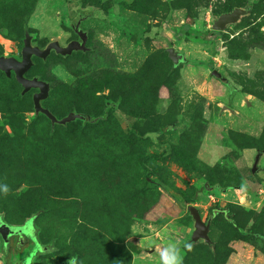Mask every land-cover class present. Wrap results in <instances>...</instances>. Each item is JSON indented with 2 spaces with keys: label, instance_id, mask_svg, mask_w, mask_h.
<instances>
[{
  "label": "rangeland",
  "instance_id": "1",
  "mask_svg": "<svg viewBox=\"0 0 264 264\" xmlns=\"http://www.w3.org/2000/svg\"><path fill=\"white\" fill-rule=\"evenodd\" d=\"M89 5L116 14L81 23L90 49L35 59L29 74L50 83L43 104L58 117L120 98L125 118L51 124L16 81L0 84V251L34 241L36 264H161L177 244L183 264H264V0H0V52L17 56L28 33L66 43ZM238 6L250 13L213 34ZM188 205L214 214V252L188 243Z\"/></svg>",
  "mask_w": 264,
  "mask_h": 264
},
{
  "label": "water",
  "instance_id": "2",
  "mask_svg": "<svg viewBox=\"0 0 264 264\" xmlns=\"http://www.w3.org/2000/svg\"><path fill=\"white\" fill-rule=\"evenodd\" d=\"M99 13L100 10H98L96 16H98ZM249 13L250 9L247 7H234L230 11L220 13L218 17L212 21L211 29L215 31H223L225 30L227 25L238 23L243 16L248 15ZM99 18L103 19L105 18V16L101 15ZM85 43L86 36L85 32H83L80 34L78 41H70L69 43L62 45L59 42L58 38L55 37L53 41L47 43L44 47H40L38 45L32 44V34H29L24 39V43L20 50L21 56L19 59L11 55H0V69L6 71L8 75H10L11 72L14 73L15 78L22 86L21 95L25 94L32 88L37 89V91L32 95L34 113L44 115L50 121L51 124H66L76 119H80L87 122H98L99 120L106 118L110 108H113L115 113L125 118V115L119 109V103L121 101L120 98H118L115 102L106 100L103 112L99 115H90L76 111H70L65 116L59 118L42 103L49 97L50 83L46 80L39 79L37 77H25V73L34 65V57L45 60L52 50L56 54H60L61 56H70L75 50H87V46L85 45ZM166 51L168 57L171 59L174 65L186 61V58L183 56L182 52L178 51L174 47H167ZM212 74L217 78H224L223 75L217 70H213ZM125 121L127 127H129L130 124L127 122L126 119ZM258 160L259 154H257L254 159L251 169L252 172H255L257 170ZM187 211L191 216L192 220V230L189 238L187 239L188 243H197L202 241L208 245L212 252H214L215 243L209 237L210 225L213 220L214 214H211L205 220H203L201 218L199 210L195 206L188 205ZM12 234L13 233L10 232V236H12ZM3 241L4 243H6L4 239ZM18 264H22V261H20ZM23 264H31V262H29V258L25 259L23 261Z\"/></svg>",
  "mask_w": 264,
  "mask_h": 264
},
{
  "label": "flooded vegetation",
  "instance_id": "3",
  "mask_svg": "<svg viewBox=\"0 0 264 264\" xmlns=\"http://www.w3.org/2000/svg\"><path fill=\"white\" fill-rule=\"evenodd\" d=\"M98 10L99 9H96V8H93L92 6H86V7H83V8H81V7H79V8H76V10H75V16H74V19L73 20H70L69 22H67V25H68V27H69V29H70V31H71V33H73L74 34V36L69 40V41H67L66 43H62L60 40H59V38H58V36H53L52 37V40H50V41H48L47 43H49V42H51V41H53V39L55 38V37H57L58 38V40H59V42L62 44V45H65V44H67V43H69L70 41H78L79 40V36H80V34L81 33H83V32H85V36H86V43H87V40H88V30L87 29H85L84 27H82V25H81V23L84 21V20H87V19H90L91 17L93 18V17H97V18H99L101 15H103V14H101V12L99 13V15L98 16H96V13H98ZM116 15V14H115ZM115 15H113V17H110V16H108V17H105V18H103L104 20H108V21H112V20H114L115 18H114V16ZM30 33H28L27 35H29ZM26 35V36H27ZM25 36V37H26ZM25 37H24V39H25ZM33 38H34V35L32 34V44L33 45H38V46H40V47H44L46 44H44V45H39V44H37L35 41H33ZM85 43V45L87 46V44ZM90 49V47L89 46H87V50H89ZM21 50V49H20ZM87 50H85V51H87ZM79 51H81V52H85V51H82L81 49L80 50H75V51H73V53L74 52H79ZM72 53V54H73ZM51 54H55V55H59V56H61L60 54H56L53 50L51 51V53L47 56V58L51 55ZM71 54V55H72ZM0 55H5V56H10V55H8L7 53H3V52H0ZM11 56H14V55H11ZM20 56H21V54H20V51H19V53H18V55L17 56H14V57H16V58H20ZM46 58V59H47ZM35 59H41V58H37V57H34V60ZM45 59V60H46ZM42 60V59H41ZM35 64V63H34ZM34 66V65H33ZM32 66V67H33ZM31 67V68H32ZM30 68V69H31ZM30 69L25 73V77H27V78H32V77H37V78H39V79H42L40 76H38V75H30L29 74V71H30ZM14 80V81H16L17 83H18V85L20 86V94H21V90H22V86H21V84H19V82L17 81V79L15 78V75H14V73L13 72H11V74L10 75H8L7 74V72L6 71H4V70H2V69H0V84L1 85H5L6 86V84H4V83H7L9 80ZM43 80H45V79H43ZM47 81V80H46ZM48 82V81H47ZM51 88V87H50ZM37 91V89L36 88H32L31 90H29L28 92H26V93H29L30 94V96H31V99H32V95H33V93H35ZM25 93V94H26ZM25 94H23V95H25ZM45 101V100H44ZM43 101V102H44ZM111 101V100H110ZM42 102V103H43ZM33 103V102H32ZM44 105V104H43ZM45 106V105H44ZM110 110H113V108H111ZM39 114V113H38ZM41 115V114H40ZM2 215V214H1ZM207 218V217H206ZM7 222V221H6ZM12 226H14V225H12ZM22 226V225H21ZM13 234H12V237H11V239H10V241L12 240V242H13ZM31 243H33V244H31ZM39 242H34V241H31V242H29V244H27V246H29V247H26L25 249H23L22 251H20L19 253H18V255H17V257H13V259H10V258H7L6 257V252L5 251H0V254H2V257H1V260L3 261V264H7L6 263V261L8 260H11L12 261V263H10V261H9V263L10 264H15V261H16V264H17V262L19 263L20 261H22V264H23V261L25 260V259H27V258H29V262H31V264H36L34 261H33V259H34V257H35V255H34V253H32L33 252V248L36 246V245H34V244H38ZM2 244V245H1ZM7 246H9V242H6V243H4V241H3V239L1 238V236H0V248L1 247H7ZM3 250H4V248H3ZM8 263V264H9ZM46 264H48V263H46Z\"/></svg>",
  "mask_w": 264,
  "mask_h": 264
},
{
  "label": "clouds",
  "instance_id": "4",
  "mask_svg": "<svg viewBox=\"0 0 264 264\" xmlns=\"http://www.w3.org/2000/svg\"><path fill=\"white\" fill-rule=\"evenodd\" d=\"M10 188L7 184H0V193L7 196ZM161 264H183L184 257L177 244H169L163 250H159Z\"/></svg>",
  "mask_w": 264,
  "mask_h": 264
},
{
  "label": "trees",
  "instance_id": "5",
  "mask_svg": "<svg viewBox=\"0 0 264 264\" xmlns=\"http://www.w3.org/2000/svg\"><path fill=\"white\" fill-rule=\"evenodd\" d=\"M212 33L213 34H218L219 33V31H212ZM181 34H188V31L186 30V28L184 27V26H182L180 29H179V31H178V37H179V35H181ZM111 109V108H110ZM120 109V108H119ZM72 111H76V112H79V111H77V110H72ZM109 111H114V109L113 110H109ZM52 112V111H51ZM70 112V111H69ZM115 112V111H114ZM53 113V112H52ZM80 113H82V112H80ZM54 114V113H53ZM86 114V113H85ZM42 115V114H41ZM109 115V112H108V114H107V116ZM42 116H44V115H42ZM57 116V115H56ZM65 116V115H64ZM106 116V117H107ZM45 117V116H44ZM58 117V116H57ZM46 118V117H45ZM60 118V117H59ZM78 120H80V119H76V121H78ZM75 121V120H74ZM81 121H83V120H81ZM99 121H102V119L101 120H99ZM84 122V121H83ZM161 156H163V155H156V154H153V155H150V157L151 158H159V157H161ZM147 182V184H151V181L150 180H147L146 181ZM155 184V183H154ZM181 203V202H180Z\"/></svg>",
  "mask_w": 264,
  "mask_h": 264
},
{
  "label": "crops",
  "instance_id": "6",
  "mask_svg": "<svg viewBox=\"0 0 264 264\" xmlns=\"http://www.w3.org/2000/svg\"><path fill=\"white\" fill-rule=\"evenodd\" d=\"M257 154H259V158H260V152H258ZM257 154H256V155H257ZM255 157H256V156H255ZM258 161H259V160H258Z\"/></svg>",
  "mask_w": 264,
  "mask_h": 264
}]
</instances>
